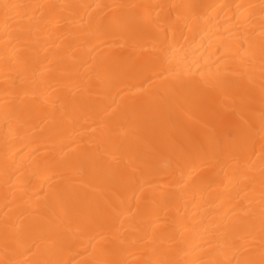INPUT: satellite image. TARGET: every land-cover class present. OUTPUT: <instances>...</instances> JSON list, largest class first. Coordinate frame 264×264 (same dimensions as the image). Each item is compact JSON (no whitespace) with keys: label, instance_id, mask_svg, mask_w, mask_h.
<instances>
[{"label":"bare ground","instance_id":"1","mask_svg":"<svg viewBox=\"0 0 264 264\" xmlns=\"http://www.w3.org/2000/svg\"><path fill=\"white\" fill-rule=\"evenodd\" d=\"M0 264H264V0H0Z\"/></svg>","mask_w":264,"mask_h":264}]
</instances>
